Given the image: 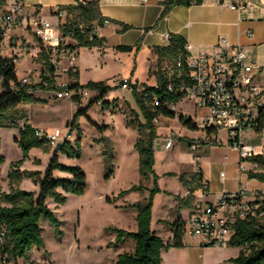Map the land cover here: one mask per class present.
<instances>
[{
	"label": "rangeland",
	"instance_id": "1",
	"mask_svg": "<svg viewBox=\"0 0 264 264\" xmlns=\"http://www.w3.org/2000/svg\"><path fill=\"white\" fill-rule=\"evenodd\" d=\"M52 17L56 23L54 24L55 29L58 30L59 18L57 15ZM261 30H264V24H262ZM25 33L33 36L32 31L23 32V34ZM21 38L22 43H27L25 35H22ZM33 38L38 41L36 37L33 36ZM118 43H122V40L109 37V44L105 49L81 47L77 60L63 59L58 68L60 73L58 82L67 81L68 70L75 62L80 69L79 80L81 85L96 82L109 87L110 92L105 98V101L109 103L108 105L104 103L102 105L94 104L87 115H80L75 119L76 111L79 108H85L90 103L72 102L69 99L58 100L54 90L38 88L34 92V95L42 102L31 104L49 103L45 106L34 107L37 118L45 122L49 131H54L55 127H58L64 132H69L72 136L69 142L74 144L77 138V131L73 133L71 131L74 123L75 129L81 130V158H69L62 153L58 155V158L59 162L64 165L82 168L87 177V190L84 195H69L66 203L62 205H57L52 199L47 201L58 219L60 230L58 231L46 217L42 218V235L46 248L34 249L28 259H21L17 264H114L116 255L120 253L118 248L121 244L117 245V234L113 229L128 231L135 229V222L130 211H124L120 207V205H124L120 197L130 194L131 198L134 199L136 194L133 192H139L140 199H142L143 192H124L140 184L144 187L152 185V179L144 178L140 172V157L135 147L139 139V132L137 127L129 124V119L133 118L131 110H135L139 114L141 112L132 92L122 90L120 81L123 78L132 77L134 81L147 82L146 84L151 86L156 83L154 73L159 68V62L157 63L153 59L152 68L149 70V58L152 56L148 50L121 52L116 49ZM24 58L26 57L22 56V59ZM33 60L34 64H40L38 58H33ZM31 64L28 57L19 64L20 74L18 77L28 74L31 83L37 84L40 82L41 67L34 65L35 70H28ZM166 65L167 63H163L162 68H165ZM175 107L174 111L177 113L175 118L161 116L155 122L157 132L162 134L158 135L154 142V170L159 180L165 177L169 178L171 183L168 186L171 190H175L180 182V173H176L178 170L186 167L197 172L201 167L209 177L215 179L217 186L226 185L230 192H236L240 187L239 179L235 175L240 166L239 154L231 150L226 143L223 146H206L203 143L206 132L201 131L204 129L200 126L202 125V115L205 112L199 109L195 110L194 99L185 98ZM21 113L27 115L24 109H21ZM180 114L188 118L192 116L199 129L192 130L184 126L178 119ZM140 119L144 121L141 116ZM104 126H107L106 131L101 132L99 127ZM174 133L182 138L175 141L172 149L165 150L168 136ZM16 137H20L18 127L9 126L0 129V155L4 157V161L0 165V193H9L13 186L27 192H34L37 195L40 186L34 178L24 177L16 184L11 182L10 174L17 170L20 172L27 171L38 173L40 179L43 178L55 153V147L49 145V151H45L43 148H33L29 156L25 158L22 148L15 141ZM185 137L194 138L192 144L201 145V148L192 151ZM106 140H110L114 153L113 173L108 178L105 177L104 149ZM196 153L200 155L199 166L195 158ZM255 165L252 161L241 162V166L246 167L248 172ZM222 172L227 175L225 181H222ZM62 173L56 171L55 177L65 178ZM243 175L246 178L248 173H243ZM251 180L246 178L243 181L244 188L249 187L248 182H253ZM162 185L165 186L164 181ZM4 188H8L9 192L4 191ZM161 193L171 194L163 190ZM129 209H133V207ZM128 242L125 249L131 250L133 243ZM212 247L218 246L208 248L205 264H235L233 259L239 254L240 248L230 246L227 249H214ZM12 263L16 264L15 262ZM0 264H2L1 261Z\"/></svg>",
	"mask_w": 264,
	"mask_h": 264
},
{
	"label": "trees",
	"instance_id": "2",
	"mask_svg": "<svg viewBox=\"0 0 264 264\" xmlns=\"http://www.w3.org/2000/svg\"><path fill=\"white\" fill-rule=\"evenodd\" d=\"M204 0H166L163 3V11L159 21H163L169 13L179 6L191 7L200 5ZM7 6V0H0V8ZM68 12V18L61 22L59 31L62 37H70L76 44L69 45L73 50L81 47L103 48L105 39L98 36H90L89 29L93 23H102L105 19L101 9L100 0H94L87 5H71L60 7ZM81 26L87 28L83 31ZM131 29V26L124 25V30ZM41 52L39 62L42 64L40 72V82L33 84V90L42 88L44 90H55L56 79L58 77L57 68L52 62V52L43 43H41ZM186 39L179 34H172L167 46L154 48L158 55L159 68L154 73L156 85L150 86L146 83H139L141 90L136 88L132 94L136 100L141 114L131 110L129 124L137 127L139 139L136 142V149L140 157V172L144 178L153 180V188L149 190V197L145 203H139L134 206L137 211L138 230L129 232L124 229L114 228L117 234V245L131 239L135 241L136 246L133 252H125L119 255L116 264H162V252L171 247H183L184 225L182 221L174 224V237L172 241L165 242L160 236L152 230V209L154 197L162 190L158 185L159 177L154 170L155 150L154 142L158 137L157 126L155 124L159 117L175 118L177 113L170 107L177 105L186 98V94L179 90L180 86H191L192 79L189 76L187 59L190 52L186 48ZM137 50L141 48L138 43L135 46ZM116 49L121 52H132L133 46H117ZM181 62V66L179 63ZM167 63L165 68L162 64ZM170 67V70L167 69ZM71 72V70H69ZM72 73V72H71ZM78 77V73L74 74ZM0 77L3 78L2 91L0 92V129L9 126H15L20 129V137L15 141L23 150L24 157L27 158L33 148H43L49 151V144L36 136V128L25 122L23 126L19 123L27 119L28 116L21 113L23 105L42 102L34 94L28 92L27 87L18 86L13 89L12 84H18L17 67L14 58L0 56ZM173 89H170V86ZM71 86H83L97 90L104 104L110 88L103 83L89 82L87 85H81L79 82L71 83ZM91 102L85 108H79L75 113V119L80 115H87L93 107ZM143 117L144 121L140 119ZM179 120L192 130L199 129L198 125L190 117L183 114L179 115ZM72 128V133L77 131V138L74 144L65 143L60 151H55L53 158L44 174L40 179L38 173L13 171L10 174L11 182L18 184L24 177H31L39 183V193L27 192L16 187H11L9 193H0V228L6 229L5 243L2 246L1 254L7 256L8 262L16 264L21 259H28L29 255L36 248H46L45 240L42 235L41 220L46 217L56 229L60 230V224L55 213L47 204L52 199L57 205L66 203L68 195H84L87 190V177L79 166H67L59 162L58 154L62 153L69 158L80 159L82 156V132L79 128ZM107 126L99 127L101 132L106 131ZM191 146V145H190ZM106 175L108 178L113 173L114 153L110 140H106L105 149ZM4 157L0 155V165ZM256 164V169L248 172L250 179H258L264 182V157H254L250 159ZM60 171L69 174V178H57L55 172ZM173 175V174H170ZM39 178V179H38ZM183 187L190 192L188 200H192L196 191L201 187L203 181L202 171L192 175L182 174L179 177ZM208 185V183H206ZM209 186V185H208ZM143 185L134 186L131 191H144ZM180 205L185 200L177 196ZM231 247L240 248V254L233 259L235 264H264V222H257L254 219H246L238 222L236 233L233 236ZM50 256V254L46 251Z\"/></svg>",
	"mask_w": 264,
	"mask_h": 264
},
{
	"label": "built area",
	"instance_id": "3",
	"mask_svg": "<svg viewBox=\"0 0 264 264\" xmlns=\"http://www.w3.org/2000/svg\"><path fill=\"white\" fill-rule=\"evenodd\" d=\"M94 0H74L73 5H87ZM147 3L148 0H143ZM165 3L166 0H158ZM250 2L247 3V6ZM56 15L64 22L68 18L66 10L57 9ZM110 24L108 19L102 23L91 24L90 36H98ZM20 28L23 32H33V36L43 43L52 52V62L58 69L61 60H75L77 50L69 47L68 39L42 20L39 16V7L29 6L28 0H9V8L0 13V46L13 31ZM83 31L87 28L81 26ZM247 34L252 36V32ZM11 39V38H10ZM13 42V41H12ZM11 46H14L12 43ZM14 62L17 64L22 56H35L36 47L27 39V43L15 44ZM19 48V49H18ZM187 50L190 47L186 46ZM189 76L193 81L191 86L182 85L179 90L186 94V98L194 99L195 110L205 112L202 115V125L206 132L207 145H224L239 154V172H247L241 162L249 161L254 157H264V72L259 66L256 57L251 51L241 45L233 44L226 37H220L213 47L212 52H199L187 59ZM181 66V62L179 63ZM170 70V67H167ZM18 84H12L13 89L18 86L27 87L28 92L34 94L30 75L18 78ZM3 78L0 77V89L2 91ZM55 96L58 100H72L80 103L94 102L102 105L97 90L83 86H71L69 82H58L56 79ZM122 90L140 91V84H136L131 78H123L120 81ZM173 89V86H170ZM0 91V92H1ZM96 95V96H95ZM173 110L175 105L170 106ZM187 117V116H186ZM25 122L19 124L23 126ZM29 123V122H28ZM36 136L45 140L52 147L60 143L69 142L72 139L69 132L62 129L47 131L36 129ZM174 137H169L165 149H172ZM201 145L192 144L191 150L197 151ZM197 163L200 155L196 153ZM225 178V173L221 174ZM200 196L192 215L182 221L184 235L199 239L203 246L230 247V242L236 233L239 221L254 219L264 222V192H254L240 186L236 192H225L213 202H206L210 189L206 182H200ZM190 195V192H188ZM6 229L0 228V261L2 264H14L7 261V256L1 254L5 243Z\"/></svg>",
	"mask_w": 264,
	"mask_h": 264
},
{
	"label": "crops",
	"instance_id": "4",
	"mask_svg": "<svg viewBox=\"0 0 264 264\" xmlns=\"http://www.w3.org/2000/svg\"><path fill=\"white\" fill-rule=\"evenodd\" d=\"M248 2H250L249 6H247ZM28 3L32 9L33 6L38 5L40 18L55 28L54 24L56 23L54 17L52 16L56 15V11L60 7L73 5L74 0H29ZM8 8L9 0H7L6 7L0 8V13L7 10ZM163 8V4L158 2V0H148L147 3H144L143 0H100L101 12L104 18L110 21V24L103 28L100 34V37L105 39V45L101 49H105L108 46L109 37H116L117 39L122 40V43H118L116 47L121 45L133 46L134 50L132 52H139L140 49L148 50L150 55L153 57L149 58L150 70L152 68L151 63L153 59H155V61L158 63V55L154 48L167 46L170 42V36L172 34L182 35L186 39L187 45L190 47L189 52L192 55L198 54L199 52H212L213 47L217 43L218 39L220 37H226L233 44H241L247 47L256 57L259 66H261L264 72V30H261V26L264 24V0H204V2L200 5H193L191 7H175L163 21H159ZM61 22L62 21L59 19L58 28ZM124 25L131 26V29L124 30ZM56 31L60 33L59 29ZM248 31H251L253 35L249 36L247 34ZM22 35H25L27 37L26 39H28V41L32 43L34 47H36L37 54L35 56H25L26 58L24 59H22V57L20 58V61L16 64L17 75L20 74L18 68L19 64L26 60L27 57L32 63L28 70H35L36 67H42L41 63L34 64L33 60V58H39L41 52L40 42L35 41L33 36L29 34H23L20 28L13 31L11 36L6 38V40L3 42V45L0 46V56L13 58L14 50H16L14 46L15 44H20L23 41L21 38ZM12 43L14 46H11ZM138 43L141 44V48L139 50H137L135 47ZM68 44L75 45L76 42L73 39H68ZM79 49H77L78 54ZM75 60H77V57ZM34 65L36 67H34ZM69 70H71L72 73ZM69 70L68 79L64 82H79V84H81L79 80L80 69L75 62L71 65ZM76 72L78 73V77L74 76ZM57 74H60L58 69ZM131 79L135 83H141L139 80L134 81L132 77ZM155 85L156 83L151 86ZM47 104L49 103L43 105L26 104L22 106V109L27 112L28 122L32 127L49 131L45 125V122H42L37 118V112L34 110V107L45 106ZM189 117L195 122V119L192 116ZM26 120L27 119L24 121ZM55 129L60 128L55 127ZM201 131L204 130L201 129ZM158 135H162L161 132L158 131ZM171 136L175 137L174 143L176 140L182 138L176 133L168 136V138ZM185 138H187L188 145L191 147L190 145H192L194 138ZM58 155L61 154L59 153ZM199 164L200 161L197 163V165L199 166ZM256 167L257 166L255 165L250 171L255 170ZM199 170L202 171L203 181L208 183L210 189L209 196L205 198L206 202H213L221 194L230 192V189H228L226 185L223 187L217 186L215 179L209 177L204 169L199 167L198 171ZM197 172H195L194 169L182 167L176 173H180V175H192ZM62 175L65 178L71 177L67 173H62ZM235 175L239 179L240 186L242 187H244L243 181L246 178L247 180H250L248 176L244 178V175L240 174L239 170ZM226 177L227 175L225 173V178ZM225 178H222V181ZM163 181L165 186L162 185ZM251 181L253 182H248L249 187L245 189L254 192H264V182L258 179H252ZM151 183L152 185L145 186L147 189L142 191V199H140L139 192H133V194H136L134 199L131 198L130 194L120 197V199L124 202V205L122 204L120 207L124 211H130L131 217L135 222V229H132L134 231L129 232H135L138 230V211L134 206L138 205L140 202L145 203L147 201V198L149 197V190L153 188V180ZM159 183L161 190L171 194L167 195L158 193L154 197L151 227L158 236H160L165 242H168L173 240V227L175 222L184 221L192 215L196 203L199 201L200 192L199 190L196 191L193 199L191 201H186L189 197V191L183 187L181 182H179L175 190H171L169 188L168 184L171 183L169 178L165 177L159 180ZM4 191L9 192V189L4 188ZM177 196L185 200L183 205H180ZM130 207H133V209H129ZM128 241L133 243L131 250L125 249V245L129 243ZM135 246V241L131 239H128L122 243L118 248L120 253L116 255L113 263L116 264L119 255L125 252H133L135 250ZM209 247L211 246L201 245L199 239L197 238L184 235L183 247H171L169 249L163 250L162 264H205V256L207 255ZM212 248L227 249L228 247ZM202 256L203 258H201Z\"/></svg>",
	"mask_w": 264,
	"mask_h": 264
},
{
	"label": "water",
	"instance_id": "5",
	"mask_svg": "<svg viewBox=\"0 0 264 264\" xmlns=\"http://www.w3.org/2000/svg\"><path fill=\"white\" fill-rule=\"evenodd\" d=\"M67 143V142H65ZM65 143H60L57 145V147L55 148V151H60V149L62 148V146L65 144Z\"/></svg>",
	"mask_w": 264,
	"mask_h": 264
}]
</instances>
